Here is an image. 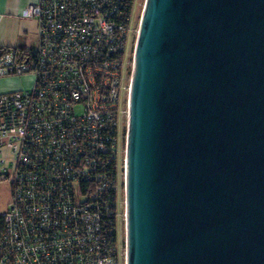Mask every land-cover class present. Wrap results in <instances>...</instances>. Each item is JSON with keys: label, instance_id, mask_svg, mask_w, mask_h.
Wrapping results in <instances>:
<instances>
[{"label": "water", "instance_id": "obj_1", "mask_svg": "<svg viewBox=\"0 0 264 264\" xmlns=\"http://www.w3.org/2000/svg\"><path fill=\"white\" fill-rule=\"evenodd\" d=\"M127 264H264V0H146Z\"/></svg>", "mask_w": 264, "mask_h": 264}, {"label": "built area", "instance_id": "obj_2", "mask_svg": "<svg viewBox=\"0 0 264 264\" xmlns=\"http://www.w3.org/2000/svg\"><path fill=\"white\" fill-rule=\"evenodd\" d=\"M138 1L27 0L20 18L35 21V45L0 48V77L31 78L0 93V180L12 191L0 264H127Z\"/></svg>", "mask_w": 264, "mask_h": 264}, {"label": "crops", "instance_id": "obj_3", "mask_svg": "<svg viewBox=\"0 0 264 264\" xmlns=\"http://www.w3.org/2000/svg\"><path fill=\"white\" fill-rule=\"evenodd\" d=\"M27 4V0H0V48L14 46L25 48L35 45L37 40L35 21L20 18V13ZM23 77L26 78L17 75L0 77V80L3 78L12 80L9 83H0V93L26 88L22 81Z\"/></svg>", "mask_w": 264, "mask_h": 264}, {"label": "rangeland", "instance_id": "obj_4", "mask_svg": "<svg viewBox=\"0 0 264 264\" xmlns=\"http://www.w3.org/2000/svg\"><path fill=\"white\" fill-rule=\"evenodd\" d=\"M145 2L146 0H139L138 1V4L136 6V25H135V31L137 33V31L139 30V27H140V24H141V17H142V13L144 11V5H145ZM138 35V34H137ZM134 38V35H132L131 37V40ZM137 38V37H135ZM136 41V40H135ZM135 43V42H134ZM131 49H132V45L130 44V51H129V54H128V69H130V75L132 76V71H133V62H134V52L132 50V53H131ZM135 51V50H134ZM131 56V57H130ZM6 79V80H5ZM22 81H23V84L25 85L24 87H27L30 82H31V78L30 76H26V78H22ZM9 83V82H12V80H7V78H3L0 80V83ZM18 88V87H16ZM123 126H124V136H125V140L126 139V135H127V127H126V123L124 122L123 123ZM11 185L9 182H6V181H1L0 180V217L2 216V213H4L8 207V202L11 198ZM122 200L124 201L125 198L122 194ZM124 205V204H123ZM124 210V209H123ZM120 233H121V239L122 241L125 240L126 238V233H125V221H123V219L121 220V224H120Z\"/></svg>", "mask_w": 264, "mask_h": 264}, {"label": "trees", "instance_id": "obj_5", "mask_svg": "<svg viewBox=\"0 0 264 264\" xmlns=\"http://www.w3.org/2000/svg\"><path fill=\"white\" fill-rule=\"evenodd\" d=\"M2 226H1V217H0V230H1Z\"/></svg>", "mask_w": 264, "mask_h": 264}, {"label": "flooded vegetation", "instance_id": "obj_6", "mask_svg": "<svg viewBox=\"0 0 264 264\" xmlns=\"http://www.w3.org/2000/svg\"><path fill=\"white\" fill-rule=\"evenodd\" d=\"M10 199H11V198H10ZM9 202H10V200H9ZM9 202H8V203H9ZM8 206H9V204H8Z\"/></svg>", "mask_w": 264, "mask_h": 264}]
</instances>
